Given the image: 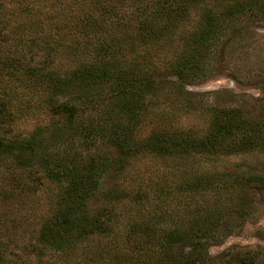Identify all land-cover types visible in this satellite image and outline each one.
<instances>
[{"label": "trees", "instance_id": "trees-1", "mask_svg": "<svg viewBox=\"0 0 264 264\" xmlns=\"http://www.w3.org/2000/svg\"><path fill=\"white\" fill-rule=\"evenodd\" d=\"M255 17L264 18V0H0V199L25 184L19 171L43 174L56 188L33 241L9 258L14 241L0 239V263L204 264L207 244L252 211L249 189L264 191L263 165L262 173L179 167L174 185L149 191L101 190L100 178L145 154L214 161L258 152L264 161V113L212 107L198 132L172 124L166 112L146 135L137 133L158 106L193 109L186 86L209 76L225 35ZM64 50L69 68L57 60ZM35 96L54 132L43 136L39 126L23 137L15 126L34 112ZM62 133L104 141L116 157L56 152ZM97 196L103 205L90 210ZM93 238L108 242L89 245ZM258 255L238 247L226 257L258 264Z\"/></svg>", "mask_w": 264, "mask_h": 264}, {"label": "rangeland", "instance_id": "rangeland-1", "mask_svg": "<svg viewBox=\"0 0 264 264\" xmlns=\"http://www.w3.org/2000/svg\"><path fill=\"white\" fill-rule=\"evenodd\" d=\"M220 43L212 59V70L205 79L187 85L190 97L195 101L194 108L188 112L172 109L173 107L158 106L144 117L137 128L138 136L143 137L160 121L163 113H169L167 118L178 127H190L195 131H204L207 127L208 112L212 107H236L247 116L256 118L264 113V18H248L235 24ZM68 45V42H64ZM65 50L58 56L59 65L69 68L74 65L73 60L64 57ZM40 96L32 100L34 112L20 118L15 131L21 136H27L37 127H46L43 136L51 135L53 118L48 113L38 110L41 105ZM178 105L180 103L178 102ZM156 107V106H155ZM170 109H172L170 111ZM176 109V108H175ZM153 115V116H152ZM152 117V118H151ZM58 135L57 142L51 148L56 152L77 151L83 155H96L103 158H115L114 147L101 140L85 141L76 135L71 138ZM86 144V145H84ZM262 154L244 153L230 157L212 160L189 158L184 161H163L149 154L140 155L132 159L122 170L115 173L112 170L104 173L100 178V189L106 190L115 185L132 192L137 188L152 190L153 184L167 182L175 184L177 168L188 171L221 172L234 169L247 172L262 173ZM23 176L24 185L10 188L12 194L8 199H0V239L10 246L6 256L11 258L17 253L16 246L33 241L36 231L43 219L49 215L54 206L56 188L46 180L43 174H35L32 178L26 177L28 171H19ZM164 177L168 179L165 180ZM5 187V186H4ZM7 187V186H6ZM24 187V189H21ZM8 188V187H7ZM8 190V189H7ZM0 191L1 186H0ZM252 211L242 222L231 223L232 228L225 236L207 244L204 264H228L226 254L238 247L252 248L258 251V264H264V191L249 189ZM99 197H92L88 202L90 210L97 209L103 203ZM130 207L129 203H122ZM120 207V206H119ZM119 207H117L119 209ZM132 207V206H131ZM96 238V237H95ZM98 239L89 241L92 245ZM108 241L98 240L96 244ZM82 250L77 252L78 255ZM12 253V254H11ZM71 262V261H70ZM9 264V263H0Z\"/></svg>", "mask_w": 264, "mask_h": 264}]
</instances>
